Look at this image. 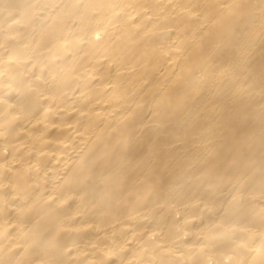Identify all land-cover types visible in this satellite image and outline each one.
<instances>
[{
	"label": "bare ground",
	"instance_id": "bare-ground-1",
	"mask_svg": "<svg viewBox=\"0 0 264 264\" xmlns=\"http://www.w3.org/2000/svg\"><path fill=\"white\" fill-rule=\"evenodd\" d=\"M0 264H264V0H0Z\"/></svg>",
	"mask_w": 264,
	"mask_h": 264
}]
</instances>
